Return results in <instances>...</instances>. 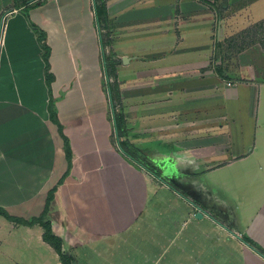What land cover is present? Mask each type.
I'll list each match as a JSON object with an SVG mask.
<instances>
[{"label":"crops","instance_id":"1","mask_svg":"<svg viewBox=\"0 0 264 264\" xmlns=\"http://www.w3.org/2000/svg\"><path fill=\"white\" fill-rule=\"evenodd\" d=\"M0 1V208L39 216L57 186L49 219L74 264L79 247L114 235L149 240L151 264H264V42L243 37L264 21L249 12L264 0H102L101 24L95 0ZM31 23L50 47V89ZM109 70L127 126L118 143ZM51 97L72 150L61 183L68 161ZM126 139L178 168L169 185L122 151ZM106 169L121 180L112 189ZM157 184L169 189L163 206ZM43 233L0 214V264H62Z\"/></svg>","mask_w":264,"mask_h":264},{"label":"rangeland","instance_id":"2","mask_svg":"<svg viewBox=\"0 0 264 264\" xmlns=\"http://www.w3.org/2000/svg\"><path fill=\"white\" fill-rule=\"evenodd\" d=\"M263 2L256 3V4L252 5L249 12L254 14V16L262 15V12H264V5H262ZM245 5L246 4H242V7L243 6L245 7ZM245 9L246 10H243V12H244L243 15H241L242 17H246V15L249 14L247 12V8H245ZM26 11H28V10H26ZM101 27H102V25H101ZM239 28H241V26ZM107 32H108V30H106L103 33L105 36V42L108 39ZM247 34H243L244 35L243 37H245L246 44L247 43H256V42H264V24L260 25L258 27H254L253 29H250V31H248ZM229 42L230 41H228V43ZM246 44H242L239 46L235 45L234 48L236 50H238L239 48L243 47V45H246ZM231 45H233V44H231ZM109 73L111 76H110V80H108V81H110V83L113 84V87L115 89L113 90L114 96H113L112 105H111V103H109V100H108V107H109L108 108V116L112 122V140L114 141V143H118L119 138H117L118 136L115 132L116 128H115V121H114L115 118H114L113 111L115 110L117 113H122L124 105L120 102V100L117 96V90H118L117 85L119 84L117 81V77H116L117 75L114 72V70H109ZM104 89L106 90V93H107L108 84L104 86ZM172 170H173V172H177L178 168L174 167V168H172ZM104 175H106V181L108 182V184L111 185V189H112L113 185H116V184H118L117 182L121 181L120 177H118L117 175L115 176L113 173H111V171L109 169H106V172L104 173ZM171 175H173V174H171ZM115 190L123 192V191H126L127 189L116 187V189H114L112 191H115ZM156 190L158 193V194L155 193V196L157 194L156 201L158 203H160L161 206H163L164 202L167 203L169 201V197L167 195L169 192L168 191L169 189H167L165 187H160V185L157 184ZM195 217H196V214H195ZM142 222H143V224L146 223L145 221H142ZM136 224L139 225L140 222H138ZM136 228H137V226H135V227L133 226L131 229L133 230L134 234L137 235L138 231L136 230ZM125 233H126V237H127L126 231L122 232L120 235L123 236ZM118 238H119V235H117V236L114 235V236H110V237L106 238L105 240H98L97 242L93 241L88 246L79 247V250L76 252V254H78L80 264H151V259L149 257L150 251H148L147 253H144L146 248L149 250V247H148L149 246V240L145 241L144 246L142 245L141 247H133L132 244H135V240L123 242L124 237H120V239H118ZM127 239H128V237H127ZM63 242H64V240H63ZM115 243L118 246H116ZM63 250L66 254H70L69 248H65V249L63 248ZM143 254H145L146 256H143ZM74 257H75V255H74ZM61 260H62V258H61ZM139 260L141 261V263H139ZM62 264H65L63 262V260H62ZM72 264H74V261L72 262Z\"/></svg>","mask_w":264,"mask_h":264},{"label":"trees","instance_id":"3","mask_svg":"<svg viewBox=\"0 0 264 264\" xmlns=\"http://www.w3.org/2000/svg\"><path fill=\"white\" fill-rule=\"evenodd\" d=\"M15 1H16V9H18L20 7L19 0H15ZM28 1H30V0H25V2L23 1V5L25 7H27ZM200 1L205 2V3H210L208 0H200ZM95 10H96V16L98 17V21L100 22V24L102 23L101 22L102 20H105V22H109V18L107 17V14H106V12H107L106 6L102 0L101 1L95 0ZM26 16L29 18V15L27 13H26ZM263 24H264V21L260 22L259 24H257L254 27H258V26L263 25ZM31 26L34 27L38 32H40V37H41L40 38V44L45 49L44 50L45 51L44 52V60H45L46 65H47V71H46V73L48 75L47 76V85L50 89V87H51L50 85H51V82L53 80V76L51 74H49V72H48L49 66H50V63H49L50 47L47 44L43 43L45 36H46L45 32L42 31L34 23H31ZM253 28H251V29H253ZM107 67H108V65H107ZM109 87L111 90V97H112V101H113V96H114L113 90L115 88L113 87V84H111V83L109 84ZM117 96L119 97L118 90H117ZM49 112L51 115V119L59 125L60 132L62 133V136H63L64 141H65L64 150H65L66 158L68 161V169H67L66 173L64 174L63 178L60 180L59 183H61L63 181V179L70 172L71 165H72V161H71L72 150H71V146H70V142H69L68 137H66L62 132V125L60 124V122L58 120L54 100L52 97L50 98ZM114 118H115L116 134H117L118 138L127 136V127H126V120H125L124 113L123 112L117 113L114 110ZM120 144L122 146V151H124L125 154H127L128 156H131L133 159H135V157H138L136 155V150L133 147V145L130 144L129 139L121 140ZM56 191H57V186H55L52 190H50L48 198L46 200V205H45L44 211L39 216H33L29 219L19 218V217H15V216L8 214V212H6L2 208H0V214L4 215L9 220L16 221L20 224H24V225H28V226H32V225L37 224V223L40 224L44 228L43 239L45 241L49 242L50 244H52V246L56 249L57 253L60 255V257L62 258V260L65 264H72L73 259H74L73 256L71 254H66L64 252V250H63V239L60 236L54 234L53 229H52V223H51V220L49 219L50 204H51L52 200L54 199V193ZM245 240L248 241L254 247L258 248V250H261V248L257 247L256 244L251 239L245 238Z\"/></svg>","mask_w":264,"mask_h":264},{"label":"flooded vegetation","instance_id":"4","mask_svg":"<svg viewBox=\"0 0 264 264\" xmlns=\"http://www.w3.org/2000/svg\"><path fill=\"white\" fill-rule=\"evenodd\" d=\"M137 155H138V158H137L138 160H136V161L141 163L149 171L153 172L154 175H159V176L162 175V173L164 171L163 165H161L160 163H156V162L152 161L151 159H148L144 154H141L139 152Z\"/></svg>","mask_w":264,"mask_h":264},{"label":"water","instance_id":"5","mask_svg":"<svg viewBox=\"0 0 264 264\" xmlns=\"http://www.w3.org/2000/svg\"><path fill=\"white\" fill-rule=\"evenodd\" d=\"M115 121V120H114ZM145 168V167H144ZM173 170L170 168L167 169V167H164V171L162 173L161 176L159 175H155L157 179H159L161 182H163L166 185H169V177L171 174H173ZM197 210L198 212L196 213V217L197 218H202L206 213L205 210L199 206H197ZM214 218V217H213ZM226 226H229L230 224L228 223V221H225Z\"/></svg>","mask_w":264,"mask_h":264}]
</instances>
